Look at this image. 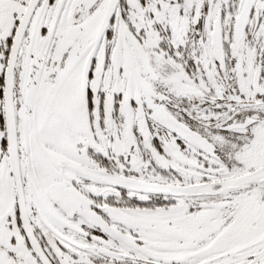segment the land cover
I'll list each match as a JSON object with an SVG mask.
<instances>
[{
  "label": "snow or ice",
  "instance_id": "obj_1",
  "mask_svg": "<svg viewBox=\"0 0 264 264\" xmlns=\"http://www.w3.org/2000/svg\"><path fill=\"white\" fill-rule=\"evenodd\" d=\"M0 264H264V0H0Z\"/></svg>",
  "mask_w": 264,
  "mask_h": 264
}]
</instances>
